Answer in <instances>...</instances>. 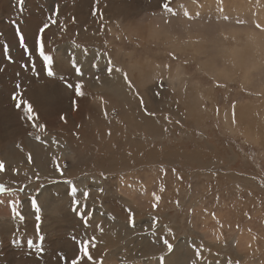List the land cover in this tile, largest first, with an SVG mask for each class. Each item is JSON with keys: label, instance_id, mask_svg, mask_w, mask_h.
Wrapping results in <instances>:
<instances>
[{"label": "rangeland", "instance_id": "rangeland-1", "mask_svg": "<svg viewBox=\"0 0 264 264\" xmlns=\"http://www.w3.org/2000/svg\"><path fill=\"white\" fill-rule=\"evenodd\" d=\"M0 161V264H264V0H0Z\"/></svg>", "mask_w": 264, "mask_h": 264}, {"label": "snow or ice", "instance_id": "snow-or-ice-1", "mask_svg": "<svg viewBox=\"0 0 264 264\" xmlns=\"http://www.w3.org/2000/svg\"><path fill=\"white\" fill-rule=\"evenodd\" d=\"M19 3L20 5L22 6L23 4V0H19ZM165 8H167V4L164 5ZM48 25H44V28H41L40 29V32L43 33L44 29L47 28ZM17 31V35L20 37V44H21V47L25 48V51H27V46L24 42V37L23 35L21 34L20 32V29L19 27H17L16 29ZM38 43H40L38 41ZM39 51H40V56L43 57V60L45 62V66L47 67V74L49 76H52L54 75L53 71H52V68H51V65L53 63V58L49 55H46L43 51V44L40 43V48H39ZM77 73L80 72V70L77 68L76 69ZM109 71H111V69H109ZM71 87V85H69ZM80 85H77L76 86V94L79 96V95H83V93L80 91ZM21 103L25 104L26 105V112L28 113V119L31 120L33 119V116H32V106L30 104H27V102H24V101H21ZM21 103H18L16 106L19 108L21 106ZM62 119H64L63 117H61ZM29 160H31V157L29 156ZM5 170V165L2 161H0V173L4 172ZM59 171V169H58ZM61 175H63V172H61ZM7 191V189L5 187H3L2 185H0V192H5ZM21 191H23V189H21ZM71 194L72 196L74 197L75 194H76V188L75 187H72L71 189ZM84 196L87 197V193H84ZM157 200H159V197H156ZM78 201L76 200H73V204H77ZM19 205V201L16 202V205L13 206L12 208V213L15 217H18L20 220H24L25 217L23 215L20 214V212L17 210V206ZM153 207H155V205H153ZM30 209H33L34 212H35V219L37 222H39L41 220V206L38 204V197L37 198H32L30 200ZM87 223V221H85ZM130 224H132V226H134V219L132 218V215H131V211H130ZM39 226V224L37 225ZM165 244H167L168 246V249L169 251H171L172 249V245L171 244H168V241L165 240L164 241ZM87 246H88V241H85L84 242V246L81 248V252L83 253L82 256H78L77 258L73 259L71 261V264H80L81 260H83L85 257L87 258V260L91 261L93 258L92 256L89 254L88 250H87ZM93 247H95V245L93 244L92 245Z\"/></svg>", "mask_w": 264, "mask_h": 264}, {"label": "bare ground", "instance_id": "bare-ground-1", "mask_svg": "<svg viewBox=\"0 0 264 264\" xmlns=\"http://www.w3.org/2000/svg\"><path fill=\"white\" fill-rule=\"evenodd\" d=\"M58 7V6H57ZM61 8V7H60ZM68 47V50L70 52H72V56H73V59L75 61V64L77 67H80L82 66V68H86V67H89L91 65L90 63V59L91 61H95V66L94 67H98L99 65H109V64H112L114 62L113 60V57L112 56H107L105 54H102L100 52V49L99 48H96L92 54H88L87 50L84 48V47H79V46H76L75 44H70ZM63 51H67L66 49H63ZM65 56V55H64ZM126 62L123 61V67L125 66ZM122 64L120 66H118L115 70V74H116V77H117V84L123 89V88H126L129 86V83L127 82L126 78H125V75L122 73ZM121 71V72H120ZM120 78H121V81H120ZM100 90L102 92H104V95H106L107 91L109 92H112V93H115V91H113L111 88L109 89H106V88H103L101 87ZM120 93H121V90H120ZM116 94V93H115ZM103 95V96H104ZM85 101V100H84ZM30 103V101H28ZM28 103V104H29ZM98 107L101 108L99 102H96ZM33 106V105H31ZM97 107V108H98ZM83 108V107H82ZM79 109V108H78ZM77 109V110H78ZM35 111V109H34ZM89 112V111H88ZM246 112V111H245ZM36 113V111H35ZM80 115V114H79ZM35 116V115H34ZM65 116V115H64ZM63 117V116H62ZM68 117V116H67ZM103 118V117H102ZM101 118V119H102ZM92 119V118H90ZM69 120V119H68ZM71 120V119H70ZM72 121V120H71ZM104 121V119L102 120ZM61 123V122H60ZM72 123V122H71ZM65 124V123H64ZM62 124V125H64ZM61 126V125H60ZM68 125H66L67 127ZM68 130V129H67ZM66 131V130H64ZM44 133V132H43ZM56 133H57V130H56ZM41 135V133L39 134ZM49 135V134H48ZM55 135V134H54ZM60 135V134H59ZM58 135V136H59ZM42 136V135H41ZM50 136V135H49ZM57 136V137H58ZM46 137V136H45ZM44 137V138H45ZM48 137V136H47ZM40 138V137H39ZM52 138V137H51ZM51 138L49 140H51ZM63 137H61L62 139ZM46 139V138H45ZM44 139V140H45ZM56 141V140H55ZM63 142V141H62ZM72 142V141H71ZM65 143H67V141L65 140ZM70 144V143H68ZM62 145V144H61ZM68 146V145H67ZM70 146V145H69ZM71 147V146H70ZM61 148V147H60ZM68 148V147H67ZM74 149V148H73ZM66 152V151H65ZM73 152V151H72ZM55 153H57L55 151ZM67 153V152H66ZM64 155V154H62ZM68 155V154H67ZM75 160V159H74ZM36 170V169H35ZM51 176V175H50ZM96 179V178H95ZM95 184H96V181H95ZM84 185V188L87 189V184L83 183ZM99 185V184H98ZM83 197V196H82ZM89 198V197H88ZM158 262V261H157Z\"/></svg>", "mask_w": 264, "mask_h": 264}]
</instances>
